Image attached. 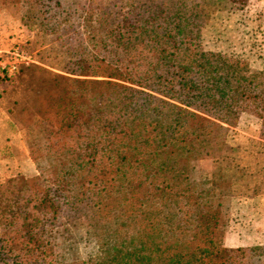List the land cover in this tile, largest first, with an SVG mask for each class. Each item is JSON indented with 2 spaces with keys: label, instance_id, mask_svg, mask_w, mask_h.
<instances>
[{
  "label": "trees",
  "instance_id": "1",
  "mask_svg": "<svg viewBox=\"0 0 264 264\" xmlns=\"http://www.w3.org/2000/svg\"><path fill=\"white\" fill-rule=\"evenodd\" d=\"M13 1L55 28L70 17L62 0ZM216 2L90 8L98 18L85 25L87 44L68 51L73 76L45 71V165L0 184L11 193L0 264H63L52 236L75 218L100 250L71 264H262L263 245H225L216 174L193 175L196 161L223 149V124L251 112L264 126V75L199 43Z\"/></svg>",
  "mask_w": 264,
  "mask_h": 264
},
{
  "label": "rangeland",
  "instance_id": "2",
  "mask_svg": "<svg viewBox=\"0 0 264 264\" xmlns=\"http://www.w3.org/2000/svg\"><path fill=\"white\" fill-rule=\"evenodd\" d=\"M140 1L62 0L70 17L55 28L57 22L51 25L32 18L27 5L0 0V22L9 24L10 29L24 30L8 47H0V52L19 42L33 55L30 64L1 85L0 106L3 101L13 138L6 141L0 138V184L19 175L35 176L41 164L45 165L44 160L37 161L45 139L41 127V99L47 95L45 71L73 76L65 71L72 67L68 51L87 44L85 25L98 18L91 14L90 8H112L118 4L128 10L131 4ZM206 14L199 36L202 48L241 60L250 71L264 75V0H218L206 8ZM263 127L258 116L243 113L238 124L221 126L223 149L196 161L194 177L207 181L216 174L225 192L224 243L228 247L264 246ZM10 196L11 193L0 192V211L5 209ZM58 226L52 240L60 263L85 261L99 253L96 235L85 218ZM5 232L1 226L0 234Z\"/></svg>",
  "mask_w": 264,
  "mask_h": 264
},
{
  "label": "built area",
  "instance_id": "3",
  "mask_svg": "<svg viewBox=\"0 0 264 264\" xmlns=\"http://www.w3.org/2000/svg\"><path fill=\"white\" fill-rule=\"evenodd\" d=\"M33 61V55L25 46H17L0 52V97L1 85L19 74L25 65Z\"/></svg>",
  "mask_w": 264,
  "mask_h": 264
},
{
  "label": "crops",
  "instance_id": "4",
  "mask_svg": "<svg viewBox=\"0 0 264 264\" xmlns=\"http://www.w3.org/2000/svg\"><path fill=\"white\" fill-rule=\"evenodd\" d=\"M16 28V27H15ZM23 29H10L9 24H3L0 22V47H8L10 45V41H15L19 36H22ZM24 35V34H23ZM6 107L2 101L0 106V138L1 140H5L6 138H13L11 133V122L8 116V112L6 111ZM7 157V155L3 156Z\"/></svg>",
  "mask_w": 264,
  "mask_h": 264
}]
</instances>
